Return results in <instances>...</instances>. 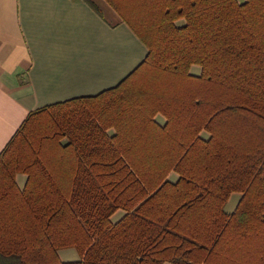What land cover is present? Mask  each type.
<instances>
[{"label": "trees", "instance_id": "obj_1", "mask_svg": "<svg viewBox=\"0 0 264 264\" xmlns=\"http://www.w3.org/2000/svg\"><path fill=\"white\" fill-rule=\"evenodd\" d=\"M103 1L146 56L0 152V264H264V0Z\"/></svg>", "mask_w": 264, "mask_h": 264}, {"label": "crops", "instance_id": "obj_2", "mask_svg": "<svg viewBox=\"0 0 264 264\" xmlns=\"http://www.w3.org/2000/svg\"><path fill=\"white\" fill-rule=\"evenodd\" d=\"M146 53L103 0H0V152L29 112L116 87Z\"/></svg>", "mask_w": 264, "mask_h": 264}, {"label": "rangeland", "instance_id": "obj_3", "mask_svg": "<svg viewBox=\"0 0 264 264\" xmlns=\"http://www.w3.org/2000/svg\"><path fill=\"white\" fill-rule=\"evenodd\" d=\"M197 69H198V67H192V73L198 71ZM156 117H157L156 121L158 122L159 116L157 115ZM169 179L174 181L175 180V176L174 175H170ZM239 198H240V195H238L236 193L232 194L229 197V199H228V201H227V203L225 204V207H224V210H225L226 213H232L233 212V210L235 209V207H236V205H237V203L239 201ZM119 217H120V212H117L115 215H113L111 220H117ZM63 253H67V254L64 255L65 258H67L66 259L67 262H70V261H73V260L75 261V260L78 259V256H77L76 252L73 249L72 250L69 249V250H62L60 252V254H59L60 260H63L62 257H61ZM70 255H72V258H68L67 257V256H70ZM63 261H65V260H63Z\"/></svg>", "mask_w": 264, "mask_h": 264}]
</instances>
